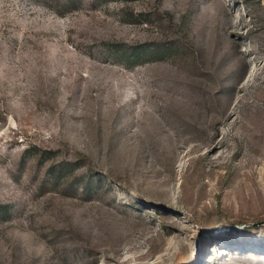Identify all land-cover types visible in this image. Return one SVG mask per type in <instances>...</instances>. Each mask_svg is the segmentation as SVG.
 I'll use <instances>...</instances> for the list:
<instances>
[{
    "label": "rangeland",
    "instance_id": "obj_1",
    "mask_svg": "<svg viewBox=\"0 0 264 264\" xmlns=\"http://www.w3.org/2000/svg\"><path fill=\"white\" fill-rule=\"evenodd\" d=\"M0 264H264V0H0Z\"/></svg>",
    "mask_w": 264,
    "mask_h": 264
}]
</instances>
